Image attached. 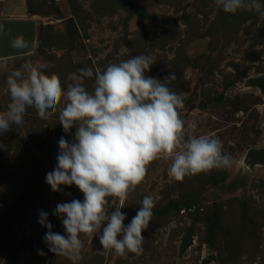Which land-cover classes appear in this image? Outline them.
Here are the masks:
<instances>
[{"label":"rangeland","instance_id":"rangeland-1","mask_svg":"<svg viewBox=\"0 0 264 264\" xmlns=\"http://www.w3.org/2000/svg\"><path fill=\"white\" fill-rule=\"evenodd\" d=\"M4 19L34 21L35 44L24 55L0 57V113L10 103L7 78L24 64L46 66L44 73L56 75L66 91L78 69L103 72L143 54L153 60L147 77L177 76L167 86L183 99L178 111L185 138L214 135L234 160L230 169L180 181L169 175L170 160L152 162L121 209L127 226L142 199L154 198L143 253L105 254L99 242L105 222L99 234H81L77 264H264V164L248 158L264 146V92L251 84L264 76V20L257 13H225L216 0H0ZM85 87L94 89L95 75ZM65 103L46 120L28 107L22 125L0 134V264H72L49 251L43 240L48 229L38 223L44 211L51 230L67 236L53 210L84 200L74 184L53 192L46 183L57 166L58 141L72 142L76 132L59 123ZM190 122L195 129L187 128ZM109 201L119 206L117 198Z\"/></svg>","mask_w":264,"mask_h":264},{"label":"clouds","instance_id":"clouds-1","mask_svg":"<svg viewBox=\"0 0 264 264\" xmlns=\"http://www.w3.org/2000/svg\"><path fill=\"white\" fill-rule=\"evenodd\" d=\"M216 4L225 13L254 11L264 20L261 0H216ZM12 44L16 48L26 47V42L19 38ZM151 65L152 58L141 54L109 64L103 72L81 68L70 74L66 91L56 75L44 73V65L24 64L23 71L15 70L7 78L10 103L0 113V134L10 131L13 124L22 125L28 107L35 108L38 116L46 120L49 110L55 109L61 100L66 103L59 113V123L65 132L76 126L72 142L63 137L58 141L57 166L47 173L46 183L53 192H63L61 185L74 184L84 200L57 204L53 210L67 236L51 230L48 213L41 211L38 219L48 229L43 240L49 251L72 264L82 259L81 234L93 237L105 222L99 235L105 254L143 253L142 232L152 218L154 198L142 199V207L127 226L123 223L126 214L121 209L129 193L145 179L152 162L170 160L169 175L177 181L233 166L232 156L222 152L218 137L185 138L186 122L178 111L183 108V99L167 86L177 76L172 73L163 81L147 77L145 73ZM94 75L95 87L90 92L85 80ZM195 127V122L187 124V128ZM109 197L117 198L119 206H113ZM113 207L115 210L109 211ZM39 254L44 255L42 251Z\"/></svg>","mask_w":264,"mask_h":264},{"label":"water","instance_id":"water-1","mask_svg":"<svg viewBox=\"0 0 264 264\" xmlns=\"http://www.w3.org/2000/svg\"><path fill=\"white\" fill-rule=\"evenodd\" d=\"M22 39L26 47H13V40ZM35 44V22L27 19H4L0 20V57L24 55L32 51ZM253 86L259 87L264 92V76L251 80ZM253 165L264 164V146L253 148L248 153ZM192 243V240L185 241L181 245V251ZM204 264H208L205 262Z\"/></svg>","mask_w":264,"mask_h":264}]
</instances>
